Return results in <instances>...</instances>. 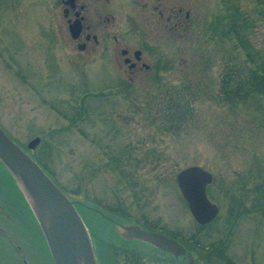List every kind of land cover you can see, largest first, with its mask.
<instances>
[{
	"label": "rangeland",
	"instance_id": "374dc122",
	"mask_svg": "<svg viewBox=\"0 0 264 264\" xmlns=\"http://www.w3.org/2000/svg\"><path fill=\"white\" fill-rule=\"evenodd\" d=\"M170 4L190 9L194 20L159 45L167 65L119 83L104 78L115 66L86 61L62 31L52 45L44 33L50 15L39 0H25L14 10L26 14L25 49L13 58L0 43V125L80 202L99 264H181L142 242L122 249L110 217L187 243L194 264H264V91L249 72L264 57V0ZM237 8L247 13L244 27L228 35L230 24L219 19ZM0 11L2 19L7 9ZM36 136L41 142L29 149ZM192 165L214 176L207 193L220 212L208 225L193 217L177 182ZM22 193L0 162V200L21 203ZM28 214L25 225L37 233L29 241L0 214L1 233L16 235L0 233L1 264H54Z\"/></svg>",
	"mask_w": 264,
	"mask_h": 264
},
{
	"label": "flooded vegetation",
	"instance_id": "af4514ba",
	"mask_svg": "<svg viewBox=\"0 0 264 264\" xmlns=\"http://www.w3.org/2000/svg\"><path fill=\"white\" fill-rule=\"evenodd\" d=\"M39 1L51 17V25L47 26L44 33L47 34L52 45L56 44L55 40L62 31L68 45H71L73 50L77 49L83 53L86 61L90 62V58L94 57V59L99 61L100 65L115 66L116 72L110 73L106 70L107 73L104 74V78L119 83H134L139 77H148L150 73L154 72V70L156 71V66L159 68L161 65L166 66V57L164 53H160L161 48L159 45L161 43L169 45L172 36L181 35L183 31H187L188 26L194 20L190 9H186L183 5L173 6L170 4V0ZM23 2L25 0H0V10L1 8L4 11L7 9L2 19L0 11V43L8 45L9 52L12 48L15 50L13 58L16 54H19L18 49L22 51L26 47H24L26 35H23L26 29V14L21 11L18 16L14 17V10L17 6L21 7ZM126 6H129L128 10L125 9ZM125 11L128 12L126 20H124ZM60 16L64 19L61 27L59 25ZM144 24L149 27L152 26V28L150 27L151 30H148ZM43 27L45 28V26ZM10 47L12 48L10 49ZM51 56V63L54 64L55 54L52 52ZM9 63L11 64V62ZM159 68L158 70H160ZM22 194L24 199L21 203H10L6 200H0V214L6 222L13 223L17 229L20 227L17 232L20 231L23 235L22 237L27 238V241H29L34 239L33 235H37L34 226L31 229L25 225L26 214H28L30 209L36 220L38 232H40L43 241L46 242L33 210L25 194ZM218 215L211 222L218 219ZM211 222L201 225H208ZM1 231L3 232V228L0 229V233ZM3 236L11 240L16 235L7 232L1 233V237L5 238ZM120 237L122 241L129 243L142 242L152 246L154 249L157 248L142 240ZM174 239L186 248V253L176 257L170 252H163L177 261V263L183 264L188 260L189 264H191L190 261L193 259L194 264L195 259L191 258L187 243H183L177 238ZM226 243H229V241H226L223 246ZM219 249L224 253L226 248L219 247ZM17 251H21L20 245L17 247ZM159 251L162 250L159 249Z\"/></svg>",
	"mask_w": 264,
	"mask_h": 264
},
{
	"label": "water",
	"instance_id": "95a60500",
	"mask_svg": "<svg viewBox=\"0 0 264 264\" xmlns=\"http://www.w3.org/2000/svg\"><path fill=\"white\" fill-rule=\"evenodd\" d=\"M41 142L36 136L28 143L35 149ZM0 162L25 194L46 239L54 264H99L88 227L77 208V201L53 180L31 153L18 144L0 125ZM213 174L199 165L182 169L177 182L189 204L193 217L200 223L213 221L220 208L208 196L207 187ZM119 233L129 239L150 243L176 257L186 248L168 235L151 231L138 223H123L110 217ZM191 264L194 260L192 259Z\"/></svg>",
	"mask_w": 264,
	"mask_h": 264
},
{
	"label": "trees",
	"instance_id": "16d2710c",
	"mask_svg": "<svg viewBox=\"0 0 264 264\" xmlns=\"http://www.w3.org/2000/svg\"><path fill=\"white\" fill-rule=\"evenodd\" d=\"M244 15H247V13L244 11V10H240V9H233L232 10V13L231 14H229V15H224L221 19H219L220 20V25H223V24H230L229 26L230 27H228V29H226L225 31L226 32H228L227 34L228 35H230L231 34V32L232 31H235V32H238L239 33V30L242 28V27H244V26H242V24L240 23V20H244ZM246 20V19H245ZM244 22H246V21H244ZM245 25V24H244ZM226 34V33H225ZM242 34V33H241ZM244 39V38H243ZM244 41V40H243ZM245 42V41H244ZM258 56V54L257 53H252L249 57H251V59H255L256 57ZM259 58H261V62L260 63H258V65L256 66V67H254L253 69H249V72L251 73V75H253V76H255V77H257V78H259L260 80V86H259V88H258V90L260 91V90H262V91H264V57L262 58L261 56H258V59ZM253 90H251V91H247V93L245 94V95H241V96H237L236 98V100L237 101H240V100H244L247 96V94H249V93H251ZM245 93V92H244ZM235 98V97H234ZM80 117V115L78 116V117H76V119L74 120V122L78 119ZM39 162L41 163V161L39 160ZM41 165L44 167V165L41 163ZM45 168V167H44ZM45 170H46V168H45ZM47 171V170H46ZM48 172V171H47ZM49 173V172H48ZM54 180H56L53 176H51ZM259 201L260 200H258L257 202L259 203ZM78 203H80V202H78L77 201V204ZM121 242H123V243H121V248L122 249H127L126 248V244H125V242L126 241H122L121 240ZM109 244H111L112 246H113V248H115V247H117L116 245H114L113 243H109ZM155 249H157V248H155ZM157 250H159V249H157ZM132 251H135V250H132ZM116 251H114V253H115ZM161 252H163V251H161ZM164 253V252H163ZM127 255H132V254H128V253H126ZM129 259H131L130 257H129ZM133 263H135L133 260H132V262L129 260V264H133Z\"/></svg>",
	"mask_w": 264,
	"mask_h": 264
},
{
	"label": "bare ground",
	"instance_id": "6f19581e",
	"mask_svg": "<svg viewBox=\"0 0 264 264\" xmlns=\"http://www.w3.org/2000/svg\"><path fill=\"white\" fill-rule=\"evenodd\" d=\"M113 218V217H112Z\"/></svg>",
	"mask_w": 264,
	"mask_h": 264
}]
</instances>
